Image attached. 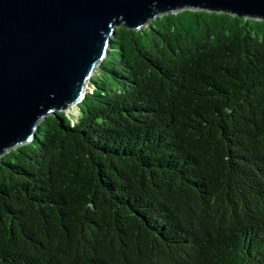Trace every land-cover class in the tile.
<instances>
[{"label":"trees","instance_id":"1","mask_svg":"<svg viewBox=\"0 0 264 264\" xmlns=\"http://www.w3.org/2000/svg\"><path fill=\"white\" fill-rule=\"evenodd\" d=\"M89 85L0 159V264H264V21L119 26Z\"/></svg>","mask_w":264,"mask_h":264},{"label":"water","instance_id":"2","mask_svg":"<svg viewBox=\"0 0 264 264\" xmlns=\"http://www.w3.org/2000/svg\"><path fill=\"white\" fill-rule=\"evenodd\" d=\"M186 9L264 21V0H0V159L78 105L117 27Z\"/></svg>","mask_w":264,"mask_h":264},{"label":"rangeland","instance_id":"3","mask_svg":"<svg viewBox=\"0 0 264 264\" xmlns=\"http://www.w3.org/2000/svg\"><path fill=\"white\" fill-rule=\"evenodd\" d=\"M88 90H90V85H88ZM67 113L74 119H76L79 115V110H78V107L77 105L72 107L70 110L67 111Z\"/></svg>","mask_w":264,"mask_h":264},{"label":"bare ground","instance_id":"4","mask_svg":"<svg viewBox=\"0 0 264 264\" xmlns=\"http://www.w3.org/2000/svg\"><path fill=\"white\" fill-rule=\"evenodd\" d=\"M70 109H71V108H70ZM70 109H69V110H70Z\"/></svg>","mask_w":264,"mask_h":264}]
</instances>
